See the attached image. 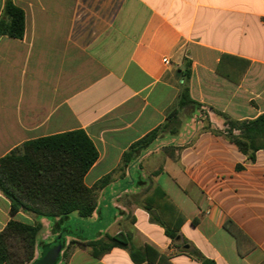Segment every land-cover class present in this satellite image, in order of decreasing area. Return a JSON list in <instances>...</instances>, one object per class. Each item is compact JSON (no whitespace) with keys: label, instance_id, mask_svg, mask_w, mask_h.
<instances>
[{"label":"crops","instance_id":"0c3cea01","mask_svg":"<svg viewBox=\"0 0 264 264\" xmlns=\"http://www.w3.org/2000/svg\"><path fill=\"white\" fill-rule=\"evenodd\" d=\"M11 1L24 12L25 31L0 37V158L25 142L84 130L99 154L86 186L112 180L88 218L12 216L0 191V232L12 219L40 222L36 259L58 239L65 247L130 239L100 256L98 248L75 247L67 258L61 251L56 264H155L132 260V250L154 259L148 247L171 264H264V138L244 153L225 118L264 114V0ZM186 69L201 110L188 109L185 124L168 126L120 169L133 143L168 122ZM179 214L176 239L152 220L172 227ZM229 220L254 245L243 241V256L224 228Z\"/></svg>","mask_w":264,"mask_h":264},{"label":"trees","instance_id":"16d2710c","mask_svg":"<svg viewBox=\"0 0 264 264\" xmlns=\"http://www.w3.org/2000/svg\"><path fill=\"white\" fill-rule=\"evenodd\" d=\"M25 31V15L21 8L11 0H7L4 7V16L0 20V37L22 39ZM190 72L185 71V83L179 95L177 108L167 117L168 122L152 130L144 137L133 143L122 156L124 169L138 157L168 126L170 119L177 117L181 110L198 106L191 96L187 81ZM226 118L229 125L227 136L244 153H254L260 148L258 143L264 138V114L253 121L236 122ZM240 130V135L233 134V130ZM99 154L96 146L84 130H75L67 133L47 136L25 142L0 158V191L10 201L12 216L19 212L34 214L39 218L54 220L63 218L71 213H77L82 218L92 216L97 207V191L110 183L112 174L100 179L94 186H86V174L98 160ZM150 211L151 209L147 207ZM178 214V211H176ZM152 220L161 224L165 234L171 239L178 237L180 226L184 218L179 219L169 227L152 216ZM224 228L237 241L240 255L246 254L248 249L241 248L243 241L250 240L232 221H227ZM42 224L34 225L18 220H10L0 232V264H33L35 258L36 242ZM129 237L120 234L106 236L103 239L88 242H72L68 247L62 239L50 247L62 245L63 257L67 258L75 247L92 250L96 256L111 250L114 247H128ZM254 245L250 243V248ZM249 248V249H250ZM155 258H145L143 252L132 250L131 257L136 263L150 261L155 264H171L164 255L148 247ZM149 253V252H148Z\"/></svg>","mask_w":264,"mask_h":264},{"label":"water","instance_id":"95a60500","mask_svg":"<svg viewBox=\"0 0 264 264\" xmlns=\"http://www.w3.org/2000/svg\"><path fill=\"white\" fill-rule=\"evenodd\" d=\"M62 251V245L46 246L41 256L33 264H56Z\"/></svg>","mask_w":264,"mask_h":264},{"label":"rangeland","instance_id":"374dc122","mask_svg":"<svg viewBox=\"0 0 264 264\" xmlns=\"http://www.w3.org/2000/svg\"><path fill=\"white\" fill-rule=\"evenodd\" d=\"M196 108H197V106H196ZM197 109H200L201 110V108L200 107H198ZM191 112V110H188V109H185V110H181L180 112H179V114H178V116L177 117H174V118H172V119H170V121H169V126L172 128V130L173 131H176V130H178V128H180L183 124H185L186 123V121H187V116H188V114ZM202 112V111H201ZM201 118V117H200ZM203 118V117H202ZM228 125V124H227ZM228 128H229V126H228ZM229 130V129H228ZM238 131H240V130H238ZM241 132V131H240ZM241 134V133H240ZM239 134V135H240ZM143 152V151H142ZM140 156V155H139ZM138 156V157H139ZM137 158V157H136ZM135 158V159H136Z\"/></svg>","mask_w":264,"mask_h":264},{"label":"built area","instance_id":"2783aa9c","mask_svg":"<svg viewBox=\"0 0 264 264\" xmlns=\"http://www.w3.org/2000/svg\"><path fill=\"white\" fill-rule=\"evenodd\" d=\"M164 62L167 63V64L169 63L168 59H164Z\"/></svg>","mask_w":264,"mask_h":264}]
</instances>
